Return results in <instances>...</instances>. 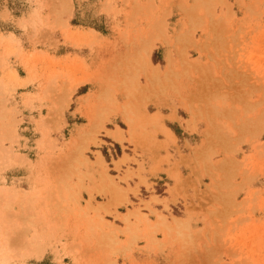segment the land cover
Here are the masks:
<instances>
[{
	"label": "rangeland",
	"instance_id": "rangeland-1",
	"mask_svg": "<svg viewBox=\"0 0 264 264\" xmlns=\"http://www.w3.org/2000/svg\"><path fill=\"white\" fill-rule=\"evenodd\" d=\"M160 107L207 192L171 237L109 129ZM0 264H264V0H0Z\"/></svg>",
	"mask_w": 264,
	"mask_h": 264
},
{
	"label": "crops",
	"instance_id": "crops-1",
	"mask_svg": "<svg viewBox=\"0 0 264 264\" xmlns=\"http://www.w3.org/2000/svg\"><path fill=\"white\" fill-rule=\"evenodd\" d=\"M150 115V118L148 117L144 121L145 128H138L136 121H133V124H135L134 129H132L133 132L130 130V122L127 123L126 128L111 127L109 129L116 134V131L120 128L124 130V138L127 140L133 139L138 143L139 155H134L133 151H126V153L130 157H136L140 162L143 160V167H140V164L133 160L121 163V173L125 175L129 170L133 175L127 182H123L122 186L125 189H135L139 184L141 193H144L148 190L147 185H150L149 190L156 191V193L151 191L148 195L147 200L151 201V208L146 209L144 213L148 215L152 222L163 227V231H166L171 237V233L184 223L176 221L174 217L182 221L192 218L193 224L197 218L204 216L208 208L204 199L207 192L204 193L206 190L203 184H206V182L190 177L187 173V165L184 163L186 160L183 162L171 150L174 146V140L182 141L181 137L187 131L181 120L185 117L181 115L180 110L178 109L175 112L172 108L160 107L154 112H150ZM112 139L113 141L110 139L105 141L115 145L121 143L118 139L116 140L113 137ZM188 139L187 137L184 140L188 141ZM133 146L127 143V147L131 150L134 148ZM141 154L143 155L140 156ZM122 157H124V153L118 155L119 159L114 157V160L118 161ZM113 169L117 171L115 165H113ZM137 172L140 176L135 174ZM159 190H162V192L160 193ZM151 196H157L158 199L152 200ZM129 198L137 201L132 193H129ZM133 209L134 207L129 210ZM169 237L166 235V239Z\"/></svg>",
	"mask_w": 264,
	"mask_h": 264
},
{
	"label": "bare ground",
	"instance_id": "bare-ground-1",
	"mask_svg": "<svg viewBox=\"0 0 264 264\" xmlns=\"http://www.w3.org/2000/svg\"><path fill=\"white\" fill-rule=\"evenodd\" d=\"M152 49V48H151ZM151 51V50H150ZM155 67H156V69L154 68V70H159V65H154ZM159 72V71H158ZM153 73H156V74H154V75H157L158 73L157 72H153ZM161 73V72H160ZM158 75H160V74H158ZM154 77V76H153ZM155 78V77H154ZM128 112V111H127ZM130 119V120H129ZM128 120H129V122H130V130L132 131V129H134V125L135 124H133V121L135 120L136 121V119H134V120H132L131 118H128ZM134 121V122H135ZM136 123H137V121H136ZM130 131V132H131ZM133 132V131H132ZM131 132V133H132ZM132 135H133V133H132ZM135 135V134H134ZM117 138H120V140L121 139H123L124 138V135H123V130H121L120 128H118V130L116 131V135H115ZM146 142V141H145ZM99 158H100V156H99ZM118 190V189H117ZM115 192H117V191H115ZM175 218V217H174ZM175 220H178V222H181V219H178L177 217L175 218ZM131 226V225H130ZM167 227H168V225H166Z\"/></svg>",
	"mask_w": 264,
	"mask_h": 264
}]
</instances>
